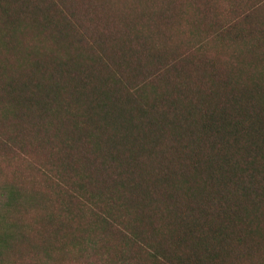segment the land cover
Masks as SVG:
<instances>
[{"label":"trees","instance_id":"16d2710c","mask_svg":"<svg viewBox=\"0 0 264 264\" xmlns=\"http://www.w3.org/2000/svg\"><path fill=\"white\" fill-rule=\"evenodd\" d=\"M264 264V0H0V264Z\"/></svg>","mask_w":264,"mask_h":264},{"label":"rangeland","instance_id":"374dc122","mask_svg":"<svg viewBox=\"0 0 264 264\" xmlns=\"http://www.w3.org/2000/svg\"><path fill=\"white\" fill-rule=\"evenodd\" d=\"M12 258H9L12 263L5 264H91L90 262H86L85 259H79L75 256V254L67 255V256H59L56 255L55 260L57 262L53 263L49 260H46L44 256L42 257H33V255H16L11 254ZM95 264V263H94Z\"/></svg>","mask_w":264,"mask_h":264}]
</instances>
